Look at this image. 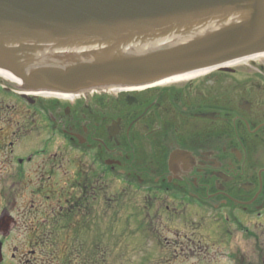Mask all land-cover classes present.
Segmentation results:
<instances>
[{
	"label": "flooded vegetation",
	"instance_id": "flooded-vegetation-1",
	"mask_svg": "<svg viewBox=\"0 0 264 264\" xmlns=\"http://www.w3.org/2000/svg\"><path fill=\"white\" fill-rule=\"evenodd\" d=\"M260 58L74 96L0 78V264H99L107 236L133 250L164 231L140 221L194 225L167 230L194 264H264Z\"/></svg>",
	"mask_w": 264,
	"mask_h": 264
},
{
	"label": "water",
	"instance_id": "water-1",
	"mask_svg": "<svg viewBox=\"0 0 264 264\" xmlns=\"http://www.w3.org/2000/svg\"><path fill=\"white\" fill-rule=\"evenodd\" d=\"M264 53V0H0V70L29 92L158 84Z\"/></svg>",
	"mask_w": 264,
	"mask_h": 264
},
{
	"label": "rangeland",
	"instance_id": "rangeland-1",
	"mask_svg": "<svg viewBox=\"0 0 264 264\" xmlns=\"http://www.w3.org/2000/svg\"><path fill=\"white\" fill-rule=\"evenodd\" d=\"M259 63L264 62V58H260L258 60ZM239 66V65H237ZM237 66H230V68H236ZM184 81H180L177 83H182ZM178 85V84H176ZM141 227L148 228L153 230V228H157L159 231H163L162 234L159 235H151L143 239V237L139 236L137 239V247L133 250H122L121 248L114 247V236H107V250L105 255L103 256V260L106 264H194L196 261L195 254L192 251L187 249L182 250L181 247L172 243L175 239L174 233H168V228L176 231V230H185L187 234H193L194 225L191 223L184 224L182 222H175L173 225H168L167 228L159 227L157 222H144L140 221ZM163 225V224H162ZM154 237L163 242L159 244L161 247L169 246L168 252H162L159 247L154 245ZM130 237H123L122 243L127 241ZM170 242L168 245L165 241ZM181 252H184L181 254ZM93 254V253H92ZM91 254V255H92ZM96 254V253H95ZM65 254L60 253H45L48 262L52 264H59V260H63V256ZM97 256V254H96ZM185 257V259H184Z\"/></svg>",
	"mask_w": 264,
	"mask_h": 264
},
{
	"label": "bare ground",
	"instance_id": "bare-ground-1",
	"mask_svg": "<svg viewBox=\"0 0 264 264\" xmlns=\"http://www.w3.org/2000/svg\"><path fill=\"white\" fill-rule=\"evenodd\" d=\"M261 56H252L254 58L252 59H257V58H260V57H264V53L262 54H259ZM239 60H237L236 62H238ZM241 61V60H240ZM242 61H245V60H242ZM236 62H233V63H236ZM206 73V71H202V72H195V73H190V74H186V75H183L181 77H177V78H174V79H169V80H165L163 82H160L156 85H165V84H169V83H173V82H179V81H187V80H190V79H194V77L198 76V75H202ZM0 78L3 79V80H6V81H10V82H13V83H18L17 80H15L12 76H10L8 73L0 70ZM66 98H69L71 99L70 97H66Z\"/></svg>",
	"mask_w": 264,
	"mask_h": 264
},
{
	"label": "trees",
	"instance_id": "trees-1",
	"mask_svg": "<svg viewBox=\"0 0 264 264\" xmlns=\"http://www.w3.org/2000/svg\"><path fill=\"white\" fill-rule=\"evenodd\" d=\"M105 254H97V256H96V254H92L91 255V261H95V262H97V263H99V264H104L105 263V261L103 260V256H104ZM101 262H103V263H101Z\"/></svg>",
	"mask_w": 264,
	"mask_h": 264
}]
</instances>
